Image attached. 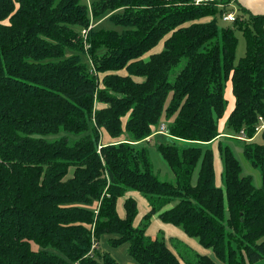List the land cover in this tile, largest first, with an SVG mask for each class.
Here are the masks:
<instances>
[{
  "label": "trees",
  "instance_id": "16d2710c",
  "mask_svg": "<svg viewBox=\"0 0 264 264\" xmlns=\"http://www.w3.org/2000/svg\"><path fill=\"white\" fill-rule=\"evenodd\" d=\"M197 1L0 0V264H120L105 238L137 264H183L148 233L155 215L211 253L185 264H264V15Z\"/></svg>",
  "mask_w": 264,
  "mask_h": 264
},
{
  "label": "rangeland",
  "instance_id": "374dc122",
  "mask_svg": "<svg viewBox=\"0 0 264 264\" xmlns=\"http://www.w3.org/2000/svg\"><path fill=\"white\" fill-rule=\"evenodd\" d=\"M93 0H86V3L89 5L90 2ZM203 0H198L197 3L201 2ZM223 26H231L233 27L231 22H222ZM101 29H108V30H117V31H123L122 27H119L112 23L109 19H106L103 21V23L99 26ZM236 36L239 40L238 47L236 49V59L235 64H238L241 58H243L246 54V40L244 39L243 33L240 30H236ZM183 63L179 64L178 67H176L173 71L175 74L179 73V70L182 68ZM228 84L225 87L224 96L227 99V104L225 107V114L223 115V118L220 119L219 125L222 127L223 132L228 131L227 122L228 119L235 107V97L233 95L232 90V84L227 82ZM157 139H160V137H157ZM155 140L153 142L151 141V144L149 145V155L152 159L153 163V171L159 176V178L164 182H174L175 177L173 172L169 169L164 159L160 156L157 148ZM229 143L234 148V152L238 158V160L241 162L243 168L245 169V175L251 176L253 179V182L256 186H261V177L259 171L252 167L251 164L247 161L244 154H242V150L239 144H237L235 141H229ZM222 168L221 161L218 162V168ZM132 196L135 197V199L139 203V210L140 215L141 213H144L145 209H149V203L147 200H145V197L141 193H132ZM158 221V222H155ZM151 235L153 237L159 236V238H163L167 243L168 246L171 247L174 253L180 255L183 257V264H185L186 259L191 262H196L197 256L202 253V250L205 252H209L208 250L203 249L200 244H198L197 241L188 238L182 230L168 226L163 224L157 215L152 219L150 223ZM176 230V231H175ZM179 232V233H178ZM101 247L103 250L109 252L113 258H116L120 264H137L133 258L130 257L128 250H129V244L123 245L119 248H110L108 244H106V238L101 241ZM196 247V248H195ZM202 255V254H201ZM208 255H211L209 252Z\"/></svg>",
  "mask_w": 264,
  "mask_h": 264
},
{
  "label": "crops",
  "instance_id": "0c3cea01",
  "mask_svg": "<svg viewBox=\"0 0 264 264\" xmlns=\"http://www.w3.org/2000/svg\"><path fill=\"white\" fill-rule=\"evenodd\" d=\"M238 1V5H241L243 8H245L246 10L251 11L254 15H264V0H237ZM222 128V127H221ZM221 133L224 136V132L221 129ZM217 169L219 170L218 172H221V167ZM132 196V193H131ZM135 198V197H134ZM149 211L148 208L145 209L144 213H141V217H143L144 215H146L145 213H147ZM122 213V212H121ZM158 222V221H155ZM150 228V227H149ZM152 228L149 229L148 233L151 235V230ZM176 231V230H175ZM179 233V232H178ZM153 236V235H152ZM196 248V247H195ZM203 255L205 254H209V252H205L202 250Z\"/></svg>",
  "mask_w": 264,
  "mask_h": 264
},
{
  "label": "built area",
  "instance_id": "2783aa9c",
  "mask_svg": "<svg viewBox=\"0 0 264 264\" xmlns=\"http://www.w3.org/2000/svg\"><path fill=\"white\" fill-rule=\"evenodd\" d=\"M223 19H224L225 22H234V20H235V13L234 14L233 13L232 14H227V15L224 16ZM259 125L260 126L257 127V129H256L257 133H259L262 130H264V120L262 118L259 119ZM160 128H161L160 129L161 130L160 133L166 134L167 128L165 127V125L162 124ZM238 138L241 139V140H246V136H245L244 132H242L240 134V136H238Z\"/></svg>",
  "mask_w": 264,
  "mask_h": 264
}]
</instances>
